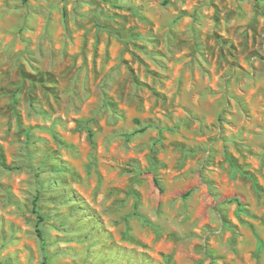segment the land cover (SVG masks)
Returning <instances> with one entry per match:
<instances>
[{
  "label": "rangeland",
  "instance_id": "374dc122",
  "mask_svg": "<svg viewBox=\"0 0 264 264\" xmlns=\"http://www.w3.org/2000/svg\"><path fill=\"white\" fill-rule=\"evenodd\" d=\"M0 264H264V0H0Z\"/></svg>",
  "mask_w": 264,
  "mask_h": 264
},
{
  "label": "trees",
  "instance_id": "16d2710c",
  "mask_svg": "<svg viewBox=\"0 0 264 264\" xmlns=\"http://www.w3.org/2000/svg\"><path fill=\"white\" fill-rule=\"evenodd\" d=\"M154 180H155L156 186L160 187V182H159L158 178H155ZM236 201L239 203V205H241V202L239 200H236Z\"/></svg>",
  "mask_w": 264,
  "mask_h": 264
}]
</instances>
